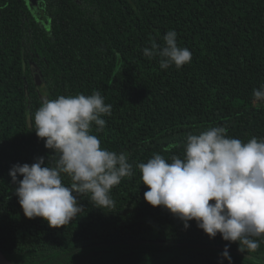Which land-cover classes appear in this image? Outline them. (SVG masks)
<instances>
[{"label": "trees", "instance_id": "trees-1", "mask_svg": "<svg viewBox=\"0 0 264 264\" xmlns=\"http://www.w3.org/2000/svg\"><path fill=\"white\" fill-rule=\"evenodd\" d=\"M169 30L192 53L180 69L142 52ZM262 84L264 0H0V251L12 264H228L230 245L232 264H264V242L240 251L151 206L137 167L154 154L183 158L187 135L210 127L264 139V104L252 102ZM94 90L112 115L92 134L127 154L132 177L111 190V208L74 193L83 211L66 226L26 218L10 168L58 159L30 116L44 99Z\"/></svg>", "mask_w": 264, "mask_h": 264}, {"label": "clouds", "instance_id": "clouds-1", "mask_svg": "<svg viewBox=\"0 0 264 264\" xmlns=\"http://www.w3.org/2000/svg\"><path fill=\"white\" fill-rule=\"evenodd\" d=\"M163 41V45L150 41L143 55L159 57L165 70L191 62L192 53L179 46L175 30L167 31ZM252 96L253 104H264V84ZM111 115L112 105L98 90L42 101L30 119L37 137L58 159L52 167L37 157L32 164L10 168L26 218H43L52 228L66 226L83 211L76 194L90 193L94 207L114 206L111 190L123 178H131L133 168L126 153L103 148L92 134L93 126L102 131L106 126L102 117ZM183 151V158L173 156L170 162L154 154L137 165L148 188L146 202L167 209L185 229L195 221L209 238L219 234L224 241L238 243L240 251L256 252L264 242V139L243 142L228 137L227 128L215 126L187 135ZM62 175L71 179L70 187ZM229 246L220 255L232 264Z\"/></svg>", "mask_w": 264, "mask_h": 264}, {"label": "water", "instance_id": "water-1", "mask_svg": "<svg viewBox=\"0 0 264 264\" xmlns=\"http://www.w3.org/2000/svg\"><path fill=\"white\" fill-rule=\"evenodd\" d=\"M35 79H36V84L37 85H40V81H39V78L38 76H35ZM0 264H12L3 254L2 252L0 251Z\"/></svg>", "mask_w": 264, "mask_h": 264}]
</instances>
